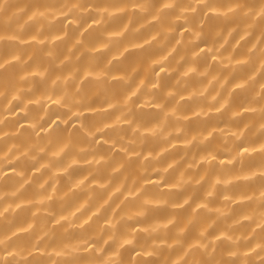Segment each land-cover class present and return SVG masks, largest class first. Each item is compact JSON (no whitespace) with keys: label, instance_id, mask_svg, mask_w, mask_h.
I'll use <instances>...</instances> for the list:
<instances>
[{"label":"clouds","instance_id":"clouds-1","mask_svg":"<svg viewBox=\"0 0 264 264\" xmlns=\"http://www.w3.org/2000/svg\"><path fill=\"white\" fill-rule=\"evenodd\" d=\"M0 264H264V0H0Z\"/></svg>","mask_w":264,"mask_h":264}]
</instances>
